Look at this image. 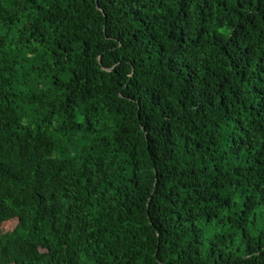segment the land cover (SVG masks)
<instances>
[{
    "label": "trees",
    "instance_id": "trees-1",
    "mask_svg": "<svg viewBox=\"0 0 264 264\" xmlns=\"http://www.w3.org/2000/svg\"><path fill=\"white\" fill-rule=\"evenodd\" d=\"M0 264H264V0H0Z\"/></svg>",
    "mask_w": 264,
    "mask_h": 264
}]
</instances>
